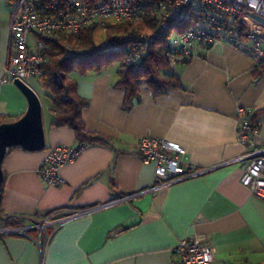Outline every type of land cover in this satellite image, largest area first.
<instances>
[{"label":"crops","instance_id":"0c3cea01","mask_svg":"<svg viewBox=\"0 0 264 264\" xmlns=\"http://www.w3.org/2000/svg\"><path fill=\"white\" fill-rule=\"evenodd\" d=\"M11 11L8 0H0V125L17 121L28 109L16 83L3 81L11 54ZM174 69L181 88L155 95L143 83L129 109L124 90L116 87L118 69L72 72L79 95L88 100L82 111L86 129L109 143L84 147L61 168L66 182L49 186L39 171L47 148L79 141L70 126L44 121L45 149L14 146L4 158L0 224L61 218L151 186L155 164L133 151L142 136L179 143L187 150L185 161L199 167L238 157L245 151L238 139L240 106L253 109L259 124L255 140L264 144V73L249 54L230 43L198 46ZM245 167V162L224 165L45 233L0 234V264H170L173 248L186 237L214 246L212 264H264V199L243 185Z\"/></svg>","mask_w":264,"mask_h":264},{"label":"built area","instance_id":"2783aa9c","mask_svg":"<svg viewBox=\"0 0 264 264\" xmlns=\"http://www.w3.org/2000/svg\"><path fill=\"white\" fill-rule=\"evenodd\" d=\"M10 6L11 54L4 82L20 80L31 86L32 79L40 81L50 62L52 45L61 46L63 56L72 58L109 52L129 43L133 49L125 55L124 62L128 65L139 62L145 48L159 38H166L170 45L166 53L172 65L191 59L198 46L208 48L217 43H230L242 49L256 63L264 58V0H101L95 3L70 0L66 5L55 0H15ZM147 15L156 24L153 29L109 34L111 26L138 24ZM90 26L94 27L95 33L92 47L80 48L71 43V39L78 40ZM96 33L101 34V40H97ZM57 79L60 81L61 76ZM253 114L250 107L238 108V139L245 147L238 157L217 165L199 167L185 161L187 150L179 143L142 136L133 151L144 162L155 164L151 186L118 195L61 218L54 219L49 215L43 221L17 225L5 220L0 224V234H27L31 230L45 233L47 228H56L69 219L128 202L144 193L154 194L237 162L246 163L241 179L243 185L264 199V144L255 140L259 126L252 122ZM83 149L80 144L48 147L39 170L43 181L49 186L63 185L66 179L61 175V168L73 163ZM214 256L215 248L210 242L186 237L173 248L170 264H212Z\"/></svg>","mask_w":264,"mask_h":264},{"label":"trees","instance_id":"16d2710c","mask_svg":"<svg viewBox=\"0 0 264 264\" xmlns=\"http://www.w3.org/2000/svg\"><path fill=\"white\" fill-rule=\"evenodd\" d=\"M15 0H8L11 4ZM60 5H66L70 0H55ZM95 3L101 0H87ZM154 20L147 15L138 24H124L111 26L109 34L113 32H128L132 29L150 30L155 27ZM182 25V24H181ZM80 48H90L95 44L94 27H88L78 40L71 39ZM170 45L166 38H159L150 43L144 51L142 59L132 65L125 64L127 52L133 49L129 43L123 44L120 49H115L101 54L90 56H76L65 58L61 46L52 45L50 62L40 82L48 93L51 100V112L53 126H70L76 133L80 146L86 147L91 144H108L109 140L103 135L90 132L86 129L82 111L88 105V100L79 95L77 82L70 77L74 71L86 73L88 71H102L114 61H119V80L116 87L124 90V108L129 109L141 95V85L145 83L152 89L155 95L166 93L175 88H181L182 82L171 64L167 55ZM190 60V59H189ZM188 60V61H189ZM187 62V61H186ZM260 71L264 73V58L259 62ZM61 76L60 81L57 77ZM252 122L258 124L255 114ZM5 179L0 182V192L3 193ZM1 214V210H0ZM3 220V219H1ZM0 220V221H1ZM11 225L22 224L17 220L8 222Z\"/></svg>","mask_w":264,"mask_h":264},{"label":"water","instance_id":"95a60500","mask_svg":"<svg viewBox=\"0 0 264 264\" xmlns=\"http://www.w3.org/2000/svg\"><path fill=\"white\" fill-rule=\"evenodd\" d=\"M16 85L28 99L26 113L15 122L0 125V182L4 179L2 164L9 148L20 146L28 151L46 148L43 106L37 92L28 84L17 80ZM2 193L0 192V207ZM1 209V208H0Z\"/></svg>","mask_w":264,"mask_h":264},{"label":"rangeland","instance_id":"374dc122","mask_svg":"<svg viewBox=\"0 0 264 264\" xmlns=\"http://www.w3.org/2000/svg\"><path fill=\"white\" fill-rule=\"evenodd\" d=\"M96 38L97 40H101L102 39L101 34L99 35L98 33H96ZM119 66H120V62L114 61L110 66L106 67V69H109L110 71L113 72V71H116L119 68ZM30 84L32 88L36 90L40 95V99H41L42 106H43L44 121L47 123L49 122V120L53 119V114L50 110L52 103L48 96V93L39 80L32 79L30 81Z\"/></svg>","mask_w":264,"mask_h":264},{"label":"clouds","instance_id":"9594fccd","mask_svg":"<svg viewBox=\"0 0 264 264\" xmlns=\"http://www.w3.org/2000/svg\"><path fill=\"white\" fill-rule=\"evenodd\" d=\"M253 6H255V5H253Z\"/></svg>","mask_w":264,"mask_h":264}]
</instances>
